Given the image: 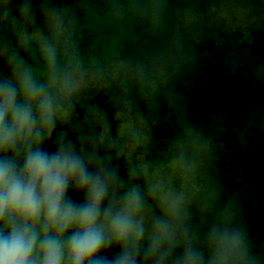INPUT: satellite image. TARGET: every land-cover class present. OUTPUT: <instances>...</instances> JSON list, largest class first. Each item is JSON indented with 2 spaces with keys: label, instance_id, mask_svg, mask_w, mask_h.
<instances>
[{
  "label": "clouds",
  "instance_id": "9594fccd",
  "mask_svg": "<svg viewBox=\"0 0 264 264\" xmlns=\"http://www.w3.org/2000/svg\"><path fill=\"white\" fill-rule=\"evenodd\" d=\"M60 4L0 0V264H264L231 201L189 190L200 132L184 130L146 173L130 96L143 66L83 60ZM116 79L111 114L86 99Z\"/></svg>",
  "mask_w": 264,
  "mask_h": 264
},
{
  "label": "rangeland",
  "instance_id": "374dc122",
  "mask_svg": "<svg viewBox=\"0 0 264 264\" xmlns=\"http://www.w3.org/2000/svg\"><path fill=\"white\" fill-rule=\"evenodd\" d=\"M180 4L182 5L177 6L178 9L174 17L180 29L182 24L187 25L192 21H203L209 27L220 28L221 33H217L209 41L201 32H194L191 36H187V39L192 40V43L188 41L189 53L184 58L182 55L172 53V56L168 58L170 61L167 62L166 57L160 59L151 48L152 53L150 55L146 49L139 53L130 50L123 54L118 52L107 65V68L115 70L121 64L141 65L145 72V83L154 88L162 86L171 88L169 63L173 62L171 65H179L183 71L184 68L196 66L200 61L203 64L220 65L222 66L220 71L218 73L217 69L214 71L216 79L221 82L218 85L225 88H231L232 83L241 87L244 85L252 100L244 102L239 97L233 101V109L223 107L218 109L215 103L220 105L223 97L218 98L212 95L204 99L199 106L189 104L183 111L175 114L169 113L170 101L167 97L136 100L135 124L142 129L147 137V148L146 150L140 149L136 153V159L143 164L146 173L150 174L154 165L165 163L168 160L173 140L181 135L184 130L198 131L205 140L206 137L202 133V128L214 129L210 137L204 142L207 144V148L193 157L197 165L198 176L196 182L189 186V190L197 198H214L218 207L226 201H231L235 205L238 218H249L251 223H246L249 227L255 225V228L260 230L261 237L264 235V186L261 182L264 181L262 178L264 174V152L257 155L253 151L254 147L248 148L229 141L230 134L217 130L216 123L208 124L203 114L207 108H212L214 111L219 110V113H224L227 118L234 116V119L248 113L256 118L253 123L259 129H261V125L264 126L262 117L254 112L264 111L256 104H264V98H262L264 97V85H261L262 82L264 83V55L254 56L252 61H247L246 58L235 56L231 47H227L225 51L221 49L223 45L236 44L237 40L233 33L246 34L249 32L251 24H257L264 32V0H180ZM60 6L64 8L63 2ZM34 7L37 9L36 23L39 25L41 23L40 5L36 4ZM124 36L133 39L128 32ZM176 37L179 39L180 34H176ZM166 43L167 41H164L163 46ZM243 64H249L247 75L242 71L237 72V68ZM150 78L152 80H147ZM132 81L130 78V82ZM114 82L121 88L119 79L114 80ZM100 89L99 87L90 89L85 97L94 95ZM113 107L114 97L105 104V109L110 114ZM217 118L221 117L217 115ZM118 124L119 121L114 120L113 128L115 129ZM176 131L177 134L175 135ZM173 184L177 188L180 187L181 178L178 174L173 175ZM242 193L246 195L240 199L239 195ZM257 243L254 242L251 245L252 251L257 257L264 258V244ZM108 254L111 256L114 253L109 252Z\"/></svg>",
  "mask_w": 264,
  "mask_h": 264
},
{
  "label": "trees",
  "instance_id": "16d2710c",
  "mask_svg": "<svg viewBox=\"0 0 264 264\" xmlns=\"http://www.w3.org/2000/svg\"><path fill=\"white\" fill-rule=\"evenodd\" d=\"M107 2L108 0H102V5ZM178 5L181 6L182 4L176 3L174 0H136L132 2V8L128 7L130 12H124L123 16L116 15L109 17L101 23L95 19V15L93 16L89 12L83 13L79 25H77V28L75 29L74 39H79L80 42L85 41L91 38V31L99 30L100 34L108 36L113 44V47L110 49L111 57L117 50L116 45L123 43L126 50H132V47L135 49L151 48L161 59L162 55L160 52L163 49V42L166 41L165 37H169V35H172L173 31L177 29V23L174 18L170 16V13L175 7V10H177ZM138 11H142L144 15H148V18H145L141 29L152 27L151 30L146 33L147 35L145 37H140L135 40L136 36L139 35L137 32L138 25H136ZM183 29L185 30L183 36L184 38L186 36V45L188 41L192 43V40H188L187 36H191L194 32H201L206 37L205 39L207 41L211 38L213 39L217 33H221L220 28L216 29L214 27H209L203 21H192L183 27ZM186 29H188L187 32ZM126 32L130 33L133 39H128L124 36ZM233 36L237 40V43L234 45L226 44L221 46L222 51H225L227 47H231L232 53L235 56L246 58L247 61H252L254 56L264 55V32L257 24H251L248 33L234 32ZM126 40L129 41L127 42ZM89 47L90 48L83 50L84 53L79 54L85 61L94 60L97 56L95 42H93L92 45H89ZM151 53L152 51H149L148 55ZM112 60L113 58H110L109 60H104V62H110ZM168 61L170 60L168 59L167 62ZM172 63H169L171 88L165 86L154 88L147 83L141 84L133 80L130 82L131 98L136 101L140 98L156 99L163 96L167 97L170 101V114L181 112L180 110L189 106V104L199 106L204 99L212 95L218 98L223 97L220 105L215 103V106L218 107V109H221V107L233 109V101L237 100L239 97L244 102L252 100L248 89H246L244 85L241 87L236 83H232L231 88H225L224 86L218 85V83L220 84L221 82H218L216 79L214 71L217 69L218 73L222 68L220 65L216 66L210 63L203 64L200 61L196 66L184 68L183 71V68L180 69L179 65H171ZM240 67L237 68V72L242 71L247 75L249 64H243ZM147 80L152 79L150 78ZM261 85H264V83L262 82ZM120 90L121 88L113 81L108 88H101L97 93L86 99L94 100L105 108V104L111 100L112 97L118 95ZM254 99H257V97H254ZM256 104L264 110V104ZM254 112L258 113L264 120V111L260 110ZM203 115L204 118L207 119L206 122L208 124L221 123L224 128L230 125V130H220L230 134L228 138L229 141L247 146L248 148L254 147L253 151L257 155H261L260 152H264V126L261 125V129H259L253 123L256 118L252 115L247 113L240 118H227L224 113H219V110L214 111L212 108H207ZM217 115L221 118H217ZM213 130L214 129L203 127L202 133H204L207 139L213 133ZM261 131L262 134H260ZM176 134L177 131L175 135ZM206 139L203 140V142H205ZM262 178L264 179V174ZM261 182L264 186V181ZM245 195V193H242L239 195V198L242 199ZM73 198L77 200L79 199V197H76L75 195H73ZM244 220L251 223L249 218H244ZM249 228L250 246L253 245L254 242L264 244V235L260 237V230L255 228V225H252V227Z\"/></svg>",
  "mask_w": 264,
  "mask_h": 264
},
{
  "label": "flooded vegetation",
  "instance_id": "af4514ba",
  "mask_svg": "<svg viewBox=\"0 0 264 264\" xmlns=\"http://www.w3.org/2000/svg\"><path fill=\"white\" fill-rule=\"evenodd\" d=\"M134 1L136 0H108V2L104 5H102V0H61V3L63 2L64 8H67L69 10L73 18L75 29H76L77 25H79V22L81 20L83 13L89 12L91 13V15L93 16L95 15L94 16L95 19L99 23H101L103 20H106L109 17H113L116 15L123 16L124 12L125 13L130 12L129 8L133 7L132 2ZM174 1L176 3H180V0H174ZM175 9L176 7L170 13V16L173 18L175 17V13H176ZM145 18H148L147 14L144 15L142 11L137 12V20H136L137 24L136 25H138L137 32L139 33V35L136 36L135 40L139 39L140 37H145L147 35L146 32L151 30L150 29L151 27H146L144 29H141V26L143 25ZM174 20L177 23L175 18ZM185 26L186 25L182 24L181 26L182 30L177 26V29L173 31L172 35H169V37H165L167 43L163 46V49L160 52L162 55L161 59H164L166 57V61H167V59L172 56L171 55L172 53L182 55L183 58L188 55L189 50L186 45V36L185 38L183 36L185 33V30L183 29V27ZM187 30L188 29H186V32ZM90 33H91L90 39H87L81 42L79 41V39L75 40L76 43L79 44V45L76 44L78 48V52L79 54L84 53L83 50L90 48L89 45H92L93 42H95V45H96L95 50H96L97 56L94 60L102 67H107V65L110 63L108 61L104 62V60H109L110 58H114L118 52H120V54H123V53L130 51V50H126V47L124 46L123 43H120L116 45L117 50L111 57L110 49L113 47V44L110 38L106 35L100 34L99 30H94V31H91ZM176 34H180L179 39H177ZM126 41L128 42L129 40H126ZM132 50H134L136 53H139L143 51L144 49H140V48L135 49L132 47ZM146 50L148 52L151 51V49H146ZM142 84H145V82H143ZM184 109L180 111H183ZM216 129L217 130H230V125L224 128L221 125V123H216ZM262 186H263V183H262Z\"/></svg>",
  "mask_w": 264,
  "mask_h": 264
}]
</instances>
